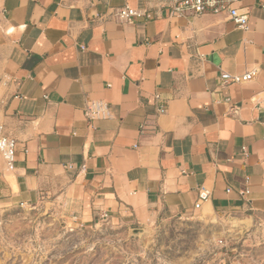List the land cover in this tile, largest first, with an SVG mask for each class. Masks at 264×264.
I'll return each mask as SVG.
<instances>
[{
    "label": "crops",
    "instance_id": "1",
    "mask_svg": "<svg viewBox=\"0 0 264 264\" xmlns=\"http://www.w3.org/2000/svg\"><path fill=\"white\" fill-rule=\"evenodd\" d=\"M172 2L4 0L0 122L18 152L14 171L0 157V206L46 190L83 223L264 217V0L234 1L247 30L227 14L171 15ZM124 6L144 16L117 19ZM255 69L220 87L221 73ZM92 100L110 113L95 129Z\"/></svg>",
    "mask_w": 264,
    "mask_h": 264
},
{
    "label": "rangeland",
    "instance_id": "2",
    "mask_svg": "<svg viewBox=\"0 0 264 264\" xmlns=\"http://www.w3.org/2000/svg\"><path fill=\"white\" fill-rule=\"evenodd\" d=\"M0 264H264V217L215 212L149 228L107 217L83 223L44 190L0 206Z\"/></svg>",
    "mask_w": 264,
    "mask_h": 264
},
{
    "label": "built area",
    "instance_id": "3",
    "mask_svg": "<svg viewBox=\"0 0 264 264\" xmlns=\"http://www.w3.org/2000/svg\"><path fill=\"white\" fill-rule=\"evenodd\" d=\"M234 1L235 0H173L170 7L171 15L188 17L227 14L228 18L239 28L247 30L250 19L249 13L234 8ZM5 14L6 8L4 0H0V20L5 17ZM114 16L121 21L134 22L136 19L143 17L144 13L134 10L129 6H124L118 8ZM82 49H85V47H82ZM257 72V69H255L243 75L221 73L220 87H224L229 83L243 84L251 81L256 76ZM156 101L161 103L160 95H156ZM157 111L159 114H162L165 111V107L161 105ZM109 114L108 106L104 101H89L84 109V115L90 123L91 129H95V123L97 121L107 119ZM147 125V121H144L141 124V134L146 132L148 128ZM3 130V125L0 122V157L5 161L8 170L14 171L18 152V143L14 139L6 138L3 135ZM210 196L211 191L209 189L204 186L200 187L199 200L196 204V209H200L203 202L207 201Z\"/></svg>",
    "mask_w": 264,
    "mask_h": 264
},
{
    "label": "water",
    "instance_id": "4",
    "mask_svg": "<svg viewBox=\"0 0 264 264\" xmlns=\"http://www.w3.org/2000/svg\"><path fill=\"white\" fill-rule=\"evenodd\" d=\"M137 231V230H136ZM141 232H143V230H140Z\"/></svg>",
    "mask_w": 264,
    "mask_h": 264
}]
</instances>
